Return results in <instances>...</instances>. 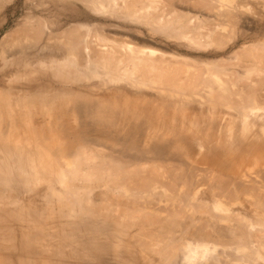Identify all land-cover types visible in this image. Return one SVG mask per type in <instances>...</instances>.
I'll use <instances>...</instances> for the list:
<instances>
[{
    "label": "bare ground",
    "instance_id": "1",
    "mask_svg": "<svg viewBox=\"0 0 264 264\" xmlns=\"http://www.w3.org/2000/svg\"><path fill=\"white\" fill-rule=\"evenodd\" d=\"M1 1L2 0H0V3H1ZM79 1L80 0H78V2ZM87 1L89 3V0H87ZM98 1H101V4H100V2H98V3L103 6V2H102L103 0H98ZM179 1L183 2V0H179ZM82 2L84 3V0H82ZM93 2L95 3V2H97V0L96 1L92 0L90 4H92ZM104 2H106L107 5L110 4L109 1L104 0ZM173 2L174 1H172V3ZM188 2H190V1H188ZM201 2L203 4L205 2L204 6L205 5L208 6L209 5L208 2L211 3L208 6V8L205 7V8H207L206 9L207 15L211 14L213 12L212 7L214 8V6H215L216 9H214V10H216L215 12H217V11L219 12V13L217 12L218 14L216 13L219 16V18L226 20L228 22L229 21H235L234 23H236L237 25L239 24V23H237L238 21H242L244 19L243 17H241L243 15H240L242 12H244L243 10H245V12L246 11L249 12L248 14H250L251 19H249L250 22H248V23H251L250 27L252 25L254 26L253 29L251 28V31H253V30L257 31L259 26L262 25L264 22V0H207V1L201 0ZM201 2L199 4L200 6L202 5ZM88 3H86V0H85V4L90 6ZM168 3H170V2H168ZM195 3H196V1H195ZM95 4H97V3H95ZM175 4H176V2H175ZM184 4H186V2ZM184 4H183V6L185 8ZM100 5H99V7L103 10V8ZM104 5H106V4H104ZM166 5H168V4H166ZM173 5H174V3H173ZM181 5H182V3H181ZM187 5H188V3H187ZM174 6L176 7V5H174ZM174 6H172V8L171 7L170 8L173 9ZM204 6H203V8H198V7L197 8L198 9H204ZM210 6H211V8H210L211 12L209 10ZM104 7H105V10H107V8H106L107 6H104ZM186 7H188V6H186ZM170 8H168V10H170ZM159 10H160V8H159ZM208 10L210 13H208ZM170 11L172 14L173 10H170ZM202 11H205V9ZM240 11H241V13H240ZM198 12L199 13H205V12H201L199 10H198ZM194 14H193V16H194ZM157 15H160V11H159V14H157ZM195 15H197V13ZM207 15L205 17L206 20H207ZM165 16H164V18H165ZM173 16L171 18L177 17V16H174V17ZM179 16H180V14H179ZM182 16H183V14H182ZM187 16H188V20L187 19L186 20H187V22H189V20L191 18L189 15H187ZM204 16H205V14H204ZM196 17L197 16L192 17V18L195 19ZM200 17H203V16L201 15ZM210 17H213V16L210 15ZM215 17H213V19H215ZM154 18H155V16H154ZM158 18H161V17H158ZM171 18H170V21H171ZM219 18L217 17L216 19H219ZM156 19H157V16H156ZM208 19H210L209 15H208ZM216 19L214 21H216ZM221 19H219V20H221ZM38 20H39V18H38ZM160 20L161 19H159V21ZM164 20H166V19H164ZM164 20H163V23L165 22ZM196 20L197 19H195L194 22ZM199 20L201 22L200 18H199ZM206 20H203V21L206 23ZM180 21L181 20L179 19V22ZM190 21L192 22L193 20H190ZM167 22L169 23V24L168 23L167 24L170 26L169 20ZM179 22H177V23H179ZM194 22H193V24L196 25V23H194ZM211 22H213V20H211ZM161 23H162V21H161ZM199 23L197 22V24H199ZM216 23H218V21ZM231 23L232 22H230L228 24L231 25ZM30 24H28V25L33 27L32 29H31V27H29L28 25L25 24V26H28V28L26 27L27 35L25 32L26 36H24V37H27L29 34L30 36L32 35L31 37L33 38V39H30V41H34V38H35V41H36V39H38L37 41H39V39H43V36H45L46 37L45 44L47 47L43 46L44 48L38 51L39 52L38 55H39V57H41L43 54L41 51L45 50V51H47L46 53L49 55L48 58L51 59V61H47V62L43 61V60L34 61L30 64V66L33 68L40 69V70L47 72L48 76H45L46 78L44 77L43 74H36V73H35L36 75L29 74L27 77H26V75H17V74L13 75V74H11L12 72H15L13 70L15 68H14V66H11V67L8 66L10 59L16 58L21 53L20 51L24 47H27L26 44H24L27 42V40L23 36H22L23 38L21 36H19L22 39H20L17 36L18 37L17 41L20 39L19 41L23 45H25L22 48L20 47L22 44L19 45V47H20L19 49H21L20 51H19V49H18V51L15 50V52H14V50H12V46L14 49L18 47V46L16 47V45H15L16 40H14L15 42L14 41L12 42V46L10 44L11 48L10 47L9 48H10L11 52H9V50H8L9 48L7 49V52H4L5 51L4 48H3V50L0 51V52L3 51L5 54H8L7 56L5 55V57L2 58L3 63L1 65V71H0V76H1V79L3 81V82L1 81L2 83H0V234H1V236L4 235L2 237L3 239L1 238L2 241L0 240V243L2 244V245H0V254L3 256V257H1L2 259L0 258L1 259L0 264H13L14 261L16 260L15 259V260L11 261L13 259L12 256L15 257L14 256V255H16L15 253L13 254L12 252H10L11 255L13 254L11 256L9 253L6 254L5 252H7L8 250H10L12 248V240H14L15 237L14 238L12 237L13 238L12 239L11 235L9 237V234L11 233L13 223L15 224V221L17 218H21L18 225H20L21 228L25 229V230H21L24 232H22V235L20 236V238H21L20 239V245L21 246L20 245L19 246L22 248L21 251H25V252H27V254H29V257L21 258L19 260L20 264H36L35 261L29 259L30 256H33L35 259H37V258L39 259V258L46 257L47 255L50 254V252H51V256H53V257L54 256H64L65 255V253H64L65 249H69L71 256L73 258L79 260L78 264H90L91 262L93 263L94 261H97L100 258H104L103 256L106 255L105 254L106 252L113 253L111 256L114 255V256H117L118 258L122 257L121 255L124 254L122 250L124 248H126V250L124 249V252L129 251L131 248L135 249V247H137V244H138L139 248L137 251L135 250V253H136L135 255H139L143 264H177V263H179V264H264V249L262 250L260 248L261 246L259 245L260 247H258V245H257L259 243L261 244V242H259L258 238H257L259 236L254 237V239L257 238V240L253 239L254 235L252 236L254 230H256L257 227H261L260 229H264L263 219L260 220V222L254 223L251 220H249V218H247V219L244 217L242 218V216L240 217V215H238L239 217H237L236 214L233 215L232 209L228 205H226V203L224 204V202H223L224 198L228 199L232 195L235 197L236 194H241L242 196L248 195L250 197V195H252L251 193L254 194L255 192H256V194H257V192L259 193V194H257V196L260 195V197H261V195H262L263 199H264V176H262L261 174H259V176H258V174H255L256 173L255 170H252L255 173H251V172H248V169L242 168V166L240 165L242 162H244V160L242 158L239 161H238V159H236L237 160L236 166L230 167L228 169L230 171H226V172L224 171L226 168H224V169L218 168L217 167L218 165L213 164L212 166H214L215 169L214 170L210 169L209 171L211 172L213 170L212 173L213 174L216 173V174H218V176L216 175L217 177H215V182L213 181L210 184V186L208 184L207 188L208 187L210 188L209 191L213 194V197H215L214 198L215 202L212 201V203L209 204L204 199L199 201L198 196L202 193L203 180L208 179V178H204L208 174H203L204 172L206 173V171H204L206 169V167L204 169V168L198 166L197 163H201L200 161H192L191 158L188 157L189 156L188 154L185 155V154H183V152H180L179 149L177 150L178 146L179 145L181 146L180 142L181 141L184 142V139L185 140H188V139L196 140L199 138H197V137L192 138L193 136L191 137V136L186 135L185 131L176 129V128H178L177 123H175V125L172 124L169 128H167L165 135L159 134V132L155 129V127L153 125L154 116H155L154 112H153L155 110L154 105H152L153 108L151 107V109H149V110H144V108L141 109V108H136V107L131 109L130 108L131 106H129L127 109H119L118 104L114 103L112 105L111 103H107L108 102L107 100H104L101 98H95V96H93L94 94H92V95H90L89 93L85 94V92L83 90H82L83 92L75 91L73 93H69V91L67 90L69 88H67V89L62 88V86H60V84L58 82H61V84H64V83L67 84L68 82H69V84H73V83L75 84V82H77L81 79L80 77L85 75V78H87V77L90 78V75L95 74V72H96V71H94V69H93V71L90 70L91 72L88 71L90 69V67L92 66V64L94 65L95 62H97L92 58V55H91L92 52L90 53V51H89V47H88L89 43H88V45H87V43L84 44L86 39H87L86 37L88 35L86 36L84 34L86 37L81 36L83 39L82 42L77 41L76 40L77 37L75 38L76 41L75 40L72 41L70 39L69 35L67 36V38H65V37L61 38L65 35V32H64V34H62L63 36L60 37V36H58L59 35L58 34L57 35L58 37H57L56 34L54 33V27L50 28L51 25L48 26L45 22L42 25H36L35 27L33 25L37 24L36 22H35V24L33 23V25H30ZM190 24L192 25V23H190ZM163 25H165V23ZM163 25H161L159 27H161V29H163L166 26V29H167L168 26L165 25L164 27H162ZM202 25L205 26V24H203V22H202ZM202 25H201L200 29L202 28ZM207 25L210 26V24H208V23H207ZM222 25H224V24H222ZM184 26L185 25H183L181 27H184ZM217 26H220V24ZM55 27H56V25H55ZM206 27H205V29H207ZM247 27H248V24H247ZM82 28H84V27H82ZM169 28H173L172 25ZM178 28H180V26H178ZM184 28L179 30V33H180V31L186 29V28L185 29ZM191 28H192V26H191ZM176 30H178V29H176ZM199 30L198 31L195 30V31L199 32ZM209 30H211V29H209ZM23 31H25V30H23ZM195 31H193V32H195ZM211 31H213V28ZM193 32L189 33V34L194 35ZM172 34H174V33H172ZM175 34H176V31H175ZM184 34H188V33H184ZM184 34H182V35H184ZM211 34H212V32L210 33V35ZM22 35H24V34H22ZM182 35H179V36H182ZM193 35L191 36L192 38H193ZM196 36H198V35H196ZM45 37H44V39H45ZM207 37H208V39L210 38L209 35L206 36V38ZM79 38H80V36L78 37V39ZM198 38L201 39L200 35ZM198 38H197V41H198ZM28 39H29V36H28ZM22 40L26 41V42L23 43ZM79 40H81V39H79ZM193 40H196V39H193ZM9 42H10V40H9ZM75 42H79L80 44L85 45V47L83 49V54L85 55L83 58L84 61L82 59L80 64L78 63L79 61L76 60L77 59L76 57H78V59L80 58L79 56H76V54L78 55V51H79L77 49L80 47L77 46V44H79V43H75ZM195 43H196V41H195ZM7 44H8V42H7ZM47 44L48 45L52 44V47L51 48H50V46L48 47ZM3 45H2V47H3ZM122 45H124V46H122V47L119 46V48L121 47V50L125 51V53H124V51H123V53L124 54L127 53L128 56L126 57V55H127L126 54L125 55L126 58L124 59V55L122 54V51H121L120 53H121V55H123V57L119 56L117 58L118 61L120 59V61L118 63H120L122 61L121 58H123L124 61L128 59V62H126L125 66H122V68H121V71L123 70V73L121 72L118 75L122 74L124 76V73H126V71L128 73V71H130V70H128L130 65H131L132 69L133 68L135 69V70L133 69V74H134L135 72H137L136 70L140 66L143 67L144 64L145 65L147 64L146 63L147 59H145L146 53H147L146 50H145L146 52H144L143 48L141 49V47H139V49H135L131 45L130 46L129 45L125 46V44H122ZM262 45H263V43H262ZM116 47H118V46H116ZM261 48H263L262 51L264 53V47H262L260 45V50H261ZM25 49H23V50H25ZM151 50H149L148 52H149L150 56L153 57L154 52H153V50L152 51ZM33 53H36V52H33ZM112 53H113V51H112ZM112 53L110 54L111 56H112ZM117 53H118V51H117ZM144 53H145V55H143ZM261 53H259V54H261ZM2 54L3 53H0V56ZM144 56H145V58H144ZM261 56H263V54ZM60 57H62V58L60 59ZM103 57L100 60L102 61L104 59L107 61L106 63L108 64V62H109L108 59H105V57L104 58ZM147 58H149L148 55H147ZM258 58H261V57H258ZM262 58H264V57H262ZM96 59H98V58H96ZM117 59H116V61H117ZM100 60L97 63H100L101 62ZM104 60L102 61L103 62L102 65L99 64L101 67L103 65H104V67H106L105 65H107L104 63ZM152 62L154 63V61H152V60L148 61V64L150 67L149 70H152V69L154 70V68L152 67V66H154ZM257 62H258V60H257ZM257 62H256V64H257ZM20 63H18V64H20ZM115 63H117V62H115ZM151 63H152V66H150ZM262 63H264V62H262ZM117 64H115V65L118 67ZM256 64H254V65H256ZM99 65H98V67H99ZM116 66L115 67L113 66V67L116 68ZM119 66H121V64ZM147 66L148 65H146L145 68H147ZM98 67L96 66V69ZM113 67L109 68V69H111L110 72H112V71L114 72V70H112ZM135 67H137V68H135ZM248 67H246V68H248ZM86 68H88V70H86ZM141 68H139V70ZM145 68L143 67L141 70L144 71ZM241 68H242V66H241ZM81 69L86 70V72L82 71ZM103 69H106V68H103ZM251 70H250L251 71L250 73H253L254 70L253 69H251ZM17 71H19L18 68H16V72ZM145 71H147V69H145ZM245 72H246V70H245ZM38 73H40V72L38 71ZM141 73L143 74V72H141ZM209 73H211V72H209ZM105 74H106V72H105ZM129 74L132 75L130 72H129ZM214 74L215 73L213 72V75ZM205 75H206V73H205ZM210 75L211 74H209V77H210ZM215 75H218L217 71H216ZM13 76L16 77V80L11 81L12 79H10L9 80L10 82H9L7 80V78H11ZM121 76H118L119 77L118 80H121L120 79ZM2 77H5V78H2ZM132 77H134V76H132ZM109 78H111V80L112 79L114 80L113 77L109 76ZM123 78H125V77H123ZM129 78L132 79L130 76H129ZM140 78H142V77L140 76ZM211 78H212V75H211ZM216 78H214V80ZM220 78H222V77H220ZM6 80H7V82H5ZM131 81L133 82V84L136 83L133 80H131ZM131 81H129V82H131ZM209 81L212 82L213 80L211 81V79L209 78ZM139 82H138V84L141 83V82L140 83ZM227 83H229V82H226V84ZM129 84L131 85L132 83H129ZM221 84L219 83V86ZM199 85L200 84H198V86ZM222 85L225 86V82H223ZM222 85L220 87H222ZM180 86H179V88H180ZM205 88H208V87L206 86ZM227 89H228V87H227ZM233 89L236 90V88H233ZM205 90L206 89H204V91ZM223 90H225V87ZM234 90H233V92H234ZM239 90H236V91H239ZM73 91H74V89H73ZM86 91H88V90H86ZM191 91H193V90H191ZM246 91H247V89H246ZM233 92H230L229 95H227V97L230 98L232 96V94L236 93V92L235 93H233ZM206 93H207V91H206ZM220 93H222V96H224L222 90ZM197 94H199V93H197ZM207 94H209V93H207ZM253 94L254 93H252V96L250 94L249 95L251 97H254ZM169 95H171V94H169ZM177 95H179V94H177ZM177 95H176V97H178ZM193 95H194V93H193ZM233 96L229 100L231 102V100H233L234 98L238 99L237 100L238 103H235V105L237 104V106L234 107V110L238 113V118L236 117V119H237V123L239 121L240 127H238V129H235V131H233V133H231L232 130L231 131L228 130V141L230 142L229 145H232L233 146L232 149L234 148L235 151L236 150L241 151V152L243 151L244 152L243 154L252 156V158H253L252 162L253 163H252L251 169H254V167L259 168V166L264 168V124L260 125L257 123V121L260 122V119L262 118V116L260 114L264 113V108L262 107L263 105H260L261 104L260 102H258V103H260V104H258L257 103L258 100H254L251 102L248 99L252 100V98L246 99V97H244V93H241V92H237L235 94L236 97L235 96L233 97ZM245 96H248V95L246 94ZM181 97H182V95H181ZM242 97L245 99L243 100ZM104 98H105V96H104ZM215 98H214V100H215ZM221 99H222V97H221ZM253 99H255V97ZM257 99H259V98H257ZM261 99H263V98H261ZM181 100L183 102L184 99L181 98ZM204 100H206V99L204 98ZM218 100H220V99L218 98ZM223 100H224V97H223ZM237 101H235V102H237ZM217 102H216V104H215V102L213 104H215V106H217ZM220 103H221V100H220ZM262 103H264V102H262ZM168 104H170L169 106L171 107V103L169 102ZM172 106H173V103H172ZM174 106L176 107L177 105L175 104ZM223 106L224 107L226 106V107L231 109V106H228L227 104L226 105L223 104ZM175 107L173 108L174 112L177 111V109H176L177 107L176 108ZM57 108H59V110H61V112L64 116H67L66 121L70 120V119L68 120L69 117L71 118L72 121L70 120L69 122H67L70 125V127L68 126V128L65 127L66 125L64 124V121L63 122H62V120L56 121V123H55L56 129L54 128L53 130H61L62 129L64 131V133H66V135H69V137L73 136L75 139L79 138L81 148H83V147L86 148V147L92 145L91 147H94V148L95 147L98 148L99 146L100 147L103 146V148L105 149L104 146L109 143V146H112L110 149H113V144H110V142L115 141L113 143L115 145L114 146L115 149L117 150L116 152L119 151L118 153L122 154L124 156V158L126 156V158H129V160L131 161V162L126 161L127 162L126 163L125 161L120 160L121 161L120 162L118 160L119 166L117 165V167L118 168L120 167V168L117 170V169H115V167H113L114 165L116 166V164H117V163L115 164L116 161H114V163H113L114 165H113L112 164L113 159H107L109 157L111 158V155H109V154L105 155L104 154L105 156H108L106 159L104 158L105 156L102 155L104 158V159L102 158V163L100 162L99 157H96V160H98L99 163L102 165L97 163V165L99 167L96 164H94L96 166H94V165H91V166H94V171H99L97 169L98 168L100 169V173H101L100 177L102 176L100 181H102V178H103L102 174L106 173L107 171H109V175H107L108 172H107V174L104 175V176H109L107 178V180L110 179L111 177H114V175L116 178V179L111 178L108 181L107 180L103 181L104 185H102V186H104L107 189V191H108V194L106 193L107 196L110 195L108 197H111V195H113V196L120 197V200H122V199H124V200L125 199H130V200L135 199V200H139V201H142V200L148 201L149 199H151L153 201V199H154L157 201L160 200L159 202L163 201L162 199L164 197H166V198L169 197L167 201H170V202H168V204L170 203L169 205H171V206H170V208H168L169 205H167V207L166 206L165 207L168 208V210L169 209L170 210L168 211L165 208L167 211L165 213L164 211H162L163 210L162 209L161 210L162 214H164L166 216L168 214V216H169V213H171V211H172V213L170 214V216L172 214L177 213V212L178 213L182 212L184 215L189 213L188 215L190 216V214H191V216H190V219L188 222H190L191 217L193 218L194 214L200 213L202 215V219L200 218V216H198L196 226H194V224H196V223H194L196 221V219H194L195 221L193 222V224H190V225H193L194 227L189 226L188 225L189 223L186 222L187 219L189 218L188 215H187V219H185L186 223L184 222V220H181V222H178V221H180L178 219V218H180V217H178L180 214L177 216L172 215L173 218L169 217L165 221H161L159 223L157 220L159 218L160 213L158 214V212H154L155 217H153L154 214L151 213L149 216L151 219L148 220V219H145V218H149V217H147V215H149V212H150V211L149 212L146 211L147 206H145L146 208L144 207V208H139V209H138L139 206H137V211H136L135 207H134L135 208L134 212H133L134 208L133 209L131 208L132 209L131 211L133 212V216L135 215L134 214L135 212L137 213L135 215V220L132 219L135 222L131 221L134 224H127V225L123 224L125 221L124 218L126 217V215H125L126 211H129V209H127L126 211L124 210L125 213L120 212L123 210V209L122 210L120 209L119 212L122 213V214L119 213L120 217H117V215H116V217L113 218V216H112V219H115V218L116 219L117 218L123 219L124 220L123 223H120V221L114 222V220H111L109 222H112V223H109L106 226H98L99 228H96V226H95V228H96L95 229L94 226H91V224H90V226H89V224H87L88 226H86L84 223L78 222V221L82 220V219H80V218H83L81 216H79L80 218L78 217L79 219L77 220V222L76 221L73 222L76 215H79L80 213H82L81 210L83 211L84 208L83 209L80 208L81 210H80V213L78 212L79 214L76 212V208L78 207V204H81L80 202H81L82 195L78 194L79 192L77 193L78 195H81V197L79 199L78 198L79 196L76 195L75 192L80 191V189L79 188H73V187L71 188V186L66 185L67 184L66 182L68 181L67 175L72 174L71 176H73V179H74V176L77 177L78 179H80L81 177H84L85 174H88V173H83L81 171L78 172L75 169H72V168H74L73 164L77 165L78 163L81 162V159L79 156L80 154L77 155V156H79V158H78L76 156L77 152L73 151L72 148L69 150H65V151H63L62 149L60 150L59 149L61 147L60 145L58 147V145L56 144L55 145L56 147H55L54 146L55 143L50 144L48 142L49 140L48 141L45 140V139H48V135L46 136L47 138H45V139H43V137H42L44 134L43 130H45L47 125L50 124V123L49 124L47 123L45 118L48 117L49 112L53 113V111L56 110ZM171 108H169V109H171ZM161 110H162V108H161ZM179 111H180V109H179ZM175 114H176V112H175ZM177 114H179L178 111H177ZM181 114H182V112H181ZM116 115H119V118L122 121V124L120 123L121 125L120 124L116 125V122L112 121L114 118H116ZM144 115H145L144 120H145V122L147 121L146 124L140 121ZM162 115H161L162 118L160 117V119H162L163 122L159 120L160 121L159 124H161V122L162 123L165 122L164 125H166V123H168V122H166L167 119L165 121L163 119V116L165 118L166 114H164L163 116ZM211 115H214V114L211 113ZM141 116H142V118H141ZM225 116L226 115L224 114V117ZM210 117L213 118L212 116H210ZM224 117L218 116L216 118L219 121L222 119L224 120L225 119ZM57 118H55V120ZM175 118L176 117H174L173 119H175ZM181 118H182V115H181ZM29 119H38V120L40 119L41 120L39 122V126H40L39 131L40 132L42 131L43 132L42 134H40V135L37 134L38 131L37 130L35 131V128H31V126L26 128L27 127L26 122ZM59 119L60 118H58V120ZM213 119H215V118H213ZM82 120H85L86 123H84V124H87V125L90 124L91 129H92V127L93 128L96 127V130L99 132V134H97L96 137H90V136L88 137L81 129H78V127L81 128V126L83 125ZM214 121L212 120L211 123H214ZM218 121H216V122H218ZM261 121H262V119H261ZM174 122H176V119ZM233 122H235V121H233ZM141 123L143 125H141ZM211 123H210V125H212V127H213L214 124H211ZM74 124H75V126H74ZM37 125H38V123H37ZM161 125H163V124H161ZM176 125H177V127H176ZM183 125H184V123H183ZM183 125L181 127H183ZM257 125H259V126H257ZM218 126L220 127V125H218ZM254 126H255V129H252ZM87 127H89V126H87ZM166 127H167V125H166ZM210 128H208L207 130H209ZM183 129H184V127H183ZM86 130H89V129H86ZM91 131L95 132L94 129H92ZM221 131H223V129ZM36 134H37V136H36ZM88 134H90V133H88ZM206 134L208 135V137L206 136ZM206 134H205V136H203L206 138L203 139V137H202L201 139H202L203 145L206 146V148L209 147V152H212L215 150H220L221 152L223 151V153L225 152L227 155H229V153L231 152L232 149H231V146L228 145V143H227L228 146L226 144L222 145L221 144L222 142H220V141L216 142L215 141L214 135H212L213 133L211 134L212 136L208 133H206ZM38 135H39V137H38ZM166 135H168V136L174 135L172 137L173 141H171L172 138H167L168 140L171 139V140H169V142H167L165 140ZM50 137H52V136H50ZM117 140H121V141H117ZM170 141H171V143H170ZM46 142H48V143H46ZM51 142H52V140H51ZM55 142H56V140H55ZM62 145H64V144H62ZM116 146L118 148H116ZM86 150H87V148H86ZM114 150H112V151H114ZM77 151H78V153L81 152V151H79V148L77 149ZM204 151H205V149H204ZM91 155H90V158H88L86 156L85 157L88 158V160H90L91 157L94 156V155L93 156H91ZM230 155H231V153H230ZM147 157H151L152 159H156V160H164L165 162H167V161H170V162L172 161V163L177 162V164H178V162H180L182 164L179 166L180 170H181V166H185V168L182 167L185 170L182 169L183 172H181L180 170H177V171L174 170V171H170L168 173L164 172L165 174H162L163 175L162 177L161 176H159V177L155 176V178H153L154 176L150 177V178L147 177L148 179H146V181H143L144 186H142V187L140 186L142 183L139 185L141 188H143L141 190H139V187H138V189L137 188L136 189L129 188L130 186L128 187L126 185V183H124L125 181L123 182V180H124L123 174L126 173L127 177H129L128 172L130 170L126 171V169L131 168L136 162L138 163V161L140 162L141 159H144ZM76 158L78 159L77 161H79V162L76 161L77 162L76 163L74 161L75 163H73V160L74 159L76 160ZM94 158H92V159H94ZM118 158H120V157H118ZM83 160H84V162H83ZM88 160H87L88 163H90L92 161V160L91 161H88ZM110 160H111V162H110ZM85 161H86L85 158L82 159L83 165L86 164ZM103 161H107V164H106V162L104 163ZM173 161H176V162H173ZM108 162H110L112 164V166L109 163L111 167H108L106 172H104V169H106L105 166H109ZM132 162H135V163H132ZM122 163L124 164L123 167L120 165ZM161 163H163V162H161ZM80 164H82V163H80ZM80 164H78V166ZM86 165H84V167H86ZM165 165H166V163H165ZM100 166L101 167L104 166L103 167L104 169L103 168L101 169ZM95 167H96V169H95ZM68 168H71L73 170V173L71 171V173L67 174ZM75 168H77V167H75ZM90 168H91L90 169L91 171L89 169H87L88 171H85V172L90 171V173H91L93 171L92 170L93 167H90ZM71 169H68V171L70 172ZM74 171H76V173H79V175L81 177L79 178L78 177L79 175L76 174ZM260 171H261V169H260ZM80 173H82L84 175L82 176V174H80ZM260 173H262V172H260ZM262 174H264V173H262ZM88 176L84 177V178H87V181L89 180ZM97 177H99V176H97ZM156 177L158 179H156ZM99 178L96 180L98 181ZM122 178H123V180H122ZM216 178L218 180H216ZM223 178H224V180H223ZM104 179H105V177H104ZM112 179H113V181L114 180L115 181L113 182ZM136 179H138V178H136ZM70 180H72V178H70ZM70 180L68 182H70ZM85 180L86 179H84V181ZM132 180H133V178H132ZM42 181L48 182L47 183L48 184V190L51 192V194L54 195L53 198L57 199V197H55V196H59L58 200L55 199L58 202L54 203V204L58 203V204H56V206L59 205V207H56V208H59V212H57L58 215L56 214V216L54 215L53 217H50V219H53V218H56V219L52 220L51 222H47L49 220L46 219L44 223L43 222L40 223V222H36V221L42 220V217L45 219V217L44 216L41 217L40 215H38V212L36 213V211L34 214V210L31 208H30V210L27 209L29 215L26 213V210H24V208H22V207L19 208L18 210L17 209H9L10 206L17 204V200H18V202L20 201L18 199V197L21 194L26 193V192H29V193L32 192L34 190L33 187ZM91 181H89V182H91ZM222 182H224V183H222ZM127 183H128V181H127ZM164 183H166V184L167 183L168 184L177 183L179 189L178 188H176L177 190L173 189L176 192H172V194H171V191L169 193V191L166 188L170 185L165 186ZM208 183H210V182H208ZM57 184H61V187L59 186L60 188H62V186L66 187V189H65L66 192H65V190H63L65 193L62 192V193H64L63 195H62V193L59 194L57 192V189H56ZM179 185H181V186L179 187ZM173 187H175V186L173 185ZM67 188H68V190H67ZM85 190H84V188L83 189L81 188V191L83 194L86 192ZM171 190H172V188H171ZM81 191H80V193H81ZM87 191L88 192H94V190H88V189H87ZM99 191H101V190H99ZM103 191H101L102 192L101 194H103V193L105 194V192H103ZM29 193H27V195ZM12 194H19V195L17 196V199H16L13 197ZM65 194H67V196L69 194V197L66 198ZM89 194L90 193H88V195ZM94 194L97 195L96 193H94ZM99 194H100V192H99ZM173 194H175V195H173ZM39 195L41 196L42 194L40 193ZM70 195L72 198L70 197ZM62 196L65 197L66 199L63 198ZM226 196L228 198H226ZM90 197L91 196L87 197V195H86V198L90 199ZM108 197H107V199H108ZM246 197L247 196H245V198ZM101 198H103V197H101ZM254 199H256V198H254ZM51 200H52V196H51ZM65 200L66 201L68 200L67 203L69 202V204L71 205L70 208L68 207L69 205L65 202ZM85 200H87V202H88V199H85ZM113 200H115V199H113ZM113 200H112V202H113ZM151 200H149V201H151ZM99 201H100V199H99ZM139 201H138V203L143 202V201L142 202H139ZM167 201H166V203H167ZM181 201L186 203V205L183 203L185 206L181 203L180 207L184 206L183 208H180L179 204H177V203H180ZM47 202L48 201H46V203ZM83 202H84V200L82 201V203ZM87 202L85 201L86 204H87ZM105 202H108V201H105ZM127 202H126V205H127ZM135 202H137V201H135ZM153 202H155V201H153ZM153 202H149V203H151V205H152ZM171 202L174 206L178 205L177 207H179L180 209L175 206L174 209L176 208L177 210L174 211V209L172 208ZM91 203H93V202L91 201ZM119 203H121V202H119ZM257 203H258V201H257ZM99 204H100V202H99ZM147 204H148V202H147ZM46 205L49 206L50 203L46 204ZM81 205H79V206L82 207ZM143 205H145V204L143 203ZM156 205L158 206L157 203H156ZM48 206H46V207L48 208ZM116 206L119 207V205L117 203H116ZM258 206H261V205H258ZM262 206L264 207V205H262ZM111 207H112V204H111L110 208ZM123 207H124V205H123ZM132 207H133V205H132ZM263 207H260V208L262 209ZM50 208H51L50 211L52 212L53 209H52V207H50ZM256 208H257V206H256ZM117 209H115L116 212H117ZM153 209H154V207H153ZM70 210H72V211H70ZM106 210H107V208H106ZM150 210L152 211V208ZM44 211H47V210L44 209ZM57 211H58V209H57ZM88 211L89 210H87V213H88ZM131 211H129V215H132V214H130ZM259 211H260V209H259ZM113 212H114V210H113ZM262 212H264V210ZM89 213H91V212H89ZM99 213H101V212H99ZM140 213H144L145 215H146V213H148V214L145 216V218L143 217L144 219H142L140 217H137V215ZM45 214H46V212H45ZM97 214H98V212H97ZM162 214H160V215L162 216ZM43 215H44V213H43ZM51 215L52 214L50 213V216ZM81 215L83 216V214H81ZM88 215H89V218H91L90 217L91 215L90 214H88ZM102 216H105V215H102ZM133 216H130V217L133 218ZM156 216H158L157 220H156ZM46 217H48L47 214H46ZM85 217H86V215H85ZM152 217L155 220H152ZM175 217H178V218L176 219ZM233 217H237L238 220L236 218L234 219ZM131 218H129V219H131ZM30 219H32V220H30ZM86 219H88V218H85V220ZM137 219H139V220H137ZM182 219H183V217H182ZM200 219L204 223H200L201 222ZM104 220L105 219H103V221ZM138 221H139V223H138ZM155 221H157V222L154 224ZM234 221H235V224H234ZM56 222H60V224H57ZM131 222L129 221V223H131ZM50 223L55 224L54 225L55 228L60 229V227H61L62 231L61 230L57 231L56 234H54L55 232L53 233L50 231L51 228L50 229H49V227L47 228V226H50L49 225ZM184 223H185V225H184ZM198 223L201 225L203 224L204 227H203V225L201 226ZM34 224H41V225H39V226H41V228L34 229L33 227H31ZM199 226H201V228ZM202 227H203V229H202ZM135 228L137 229L138 233L140 231V233L138 234V238H137L138 240H133L134 235L131 237L129 235V234H131L132 231H134L133 229H135ZM196 228H198V229L200 228V229L198 230ZM192 229H194V231ZM15 230H17V229H15ZM195 230H198V231H195ZM200 230H201V233H199ZM100 233H104L106 239H111V241L108 240L111 243L106 244V245H101L100 244L101 238L99 236V235H101ZM133 233L136 234L135 232H133ZM175 233H177L178 235L181 234L183 238H181V235H180L181 240L179 241V239H178L179 237L177 238V235L176 236L174 235ZM197 233H198V235H197ZM189 234H191V236H192L191 239L189 238V236H190ZM101 237H103V236H101ZM174 237H175V239L177 238V240L173 241ZM187 237L189 239L185 241V239ZM55 238H57L59 240V242L54 243L53 241ZM216 239H218L219 241L221 239V242H222V240L223 241L225 240V241L220 243V242H218V240L216 242L215 241ZM16 240H17V238H15L14 241H16ZM227 241H228V244L224 245L225 242H227ZM255 241H256V244H255ZM133 242L135 244L137 243L136 246L134 245ZM263 242H264V240H263ZM229 247L233 248V251H231V249ZM227 248H229L231 252H227L228 251ZM262 248H264V243L262 245ZM3 251H4V253H3ZM156 255L161 257V259L158 258V259H160L158 263L156 262V260H154V256H156ZM178 261H180V262H178ZM15 262L17 264V261H15ZM64 263L66 264L67 262L64 261ZM68 263H70V262H68ZM18 264H19V262H18ZM43 264H61V263L53 262V260H50V261H44Z\"/></svg>",
    "mask_w": 264,
    "mask_h": 264
},
{
    "label": "rangeland",
    "instance_id": "2",
    "mask_svg": "<svg viewBox=\"0 0 264 264\" xmlns=\"http://www.w3.org/2000/svg\"><path fill=\"white\" fill-rule=\"evenodd\" d=\"M80 1L78 2V0L77 1L76 0H2L1 3H0L1 4L0 5V51L3 50V48H4V50H5L4 52H7V49L9 47L11 48L12 42L14 40H16V44H15L16 47L18 46L15 49L12 46V50H14V52H15V50L18 51V49L20 47L21 48L24 47L25 45H23L19 40L27 35L26 27L28 28V26H29L28 24L31 23L30 25H33V23L35 24V22L37 24L33 25L34 27L36 25H42L45 22L48 26L51 25L50 28L54 27V33L56 34V36L59 34L58 36L61 37V36H63L62 34H64V32H65V35L63 37H61V38H64V37L67 38V36L69 35L70 39L72 41L75 40V38L77 37L76 40L79 41V42L80 41L82 42L83 39H82L81 36H85V35L87 36L88 35L87 37L85 36L87 39H86L85 43L84 42L83 43L84 44L87 43V45L89 43V45H88L89 51H90V53L92 52L91 55H92V58L95 61L98 62L100 59H102L103 56L105 57V59H108V61H109L108 64L106 63L107 61L103 59L104 63L107 64V65H105L106 67H104V65L102 67L106 68V69H103L99 65V64L102 65V63H103L102 61L103 60L102 61L100 60L101 61L100 63H97V62L94 61L95 64L94 65L92 64V66L90 67L89 70H88L89 67L86 68V70H88L89 72L93 71V69H94V71H96L95 74H91L90 75V78L89 77L85 78V75H84V76H82L83 78L80 77L81 79L79 81L75 82V84L74 83L73 84H69V82L67 84L64 83V82H63L64 84H61V82H58L60 84V86H62V88H65V89L69 88V89H67L69 91V93H73L75 91H79V92H83L84 91L85 94H87V93H89L90 95L94 94L93 96H95V98H101V99L107 100L108 101L107 103H111L112 105L114 103L118 104L119 105L118 106L119 109H127L129 106H131L130 107L131 109L136 107V108H141V109L144 108V110H149V109H151L152 105H154V109L155 110L153 112H154L155 116H154L153 125H154L155 129L159 132V134H161V135L164 134L165 135V133L167 131V128H169L172 124L175 125V123H177L178 128H176V129L185 131L186 135L191 136V137L193 136L192 138H196V137L199 138V139H196V140H191V139L185 140L184 139V142L183 141L180 142L181 146L179 145L178 148H177V150L179 149L180 152H183V154H185V155L188 154L189 156L188 155L187 156L190 157L192 161H200L201 163H197L198 166H200V167H202L204 169L206 167V169L204 170V171H206V173L204 172L203 174H208L209 176L206 175V177H204V178H208V179H204L203 180L202 193L198 196L199 197L198 198L199 201L204 199L209 204H211L212 201L215 202V199H214L215 197H213V194L209 191L210 188L209 187L207 188L208 184L210 186V184L213 181L215 182V177L218 176V174H216V173L213 174L212 173L213 170L215 169V167L212 166L213 164L218 165L217 166L218 168H222V169L226 168L224 170L226 172V171H230V170H228L230 167L236 166V161H237L236 159H238V161H239L242 158L244 160V162H242L241 164L239 163L242 166V168L248 169V172H251V173H255L256 172L255 174H258V176H259V174L264 176V174H262V173H264V170H263L264 168L263 167L259 166V168L258 167L255 168L253 166L254 169H251L252 163H253L252 162L253 158H252L251 155L243 154L244 153L243 151L242 152L238 151V150L235 151L234 148L232 149L233 146L229 145L230 142L228 141V130L229 131L232 130L231 133H233V131H235V129H238V127H240L239 126L240 125L239 121L237 123V119H236V117L238 118V113L234 110V107L237 106V104L235 105V103H238V101H237L238 99L234 98L235 99V100L233 99L234 101L231 100V102L232 101L234 102V103L232 102L233 104L229 100L233 95L235 96V94L237 92L244 93V97H246V99L252 98V100L248 99L251 102L254 101V100H258L257 103L260 102L261 104L260 103H258V104L263 105L262 107L264 108V103H262V102H264V96H263L264 95V66H263L264 63H262V62H264V58H262V57H264V53L262 51L263 48H261V50H260V45L262 47H264V35H263L264 34V22H263L262 25L259 26L257 31H255V30L251 31V28L253 29L254 26L252 25L250 27L251 23H248V22H250L249 19H251L250 14H248L249 12H247V11L245 12V10H243L244 12L241 13V11H240L241 14L240 13L239 14L243 15L241 17H243L244 19L242 21H238L237 23H239V24L237 25L236 23H234L235 21H229L228 22L226 20H223V19L219 18V16L217 15L219 12L217 11L218 12L217 13V12H215L216 10H214V9H216L215 6H214V8L212 7V11L214 13L212 12L211 14H208L209 18H210V19H208V15H207L206 9L208 8V6L211 3L208 2L209 5L208 6H206V5L204 6L205 2L203 4L201 2V0L200 1L199 0L198 1L197 0H188L190 2H188L187 0H183V2L182 1L180 2L179 0H105V1H109L110 2V4H108L109 6L107 5L106 2H104V0L102 1L103 2V6L100 5L101 1H98V0H97V2H95L97 4H95L94 2H93L94 4L93 3L90 4L92 0H89V3L86 0V3H88L90 6L85 4V0H84V3L82 2V0H80ZM172 1H174L173 3H174V5H176V7L173 5ZM184 1L186 2V4H184L185 3ZM195 1H196V3H195ZM205 1H207V0H205ZM98 2H100V4ZM168 2H170L171 4L168 3ZM175 2H176V4H175ZM200 2L202 3L201 6L199 5ZM181 3H182V5H181ZM187 3H188V5H187ZM98 4L103 8V10L99 7ZM104 4H106V5H104ZM166 4H168V5H166ZM183 4L185 5V8H184ZM104 6H107L106 7L107 10H105ZM172 6H174L173 9H171ZM186 6H188V7H186ZM203 6H204L205 11H202L204 9H198V8H203ZM211 6L209 7L210 12H211V9H210ZM205 7H207V8H205ZM159 8H160V10H159ZM168 8H170V10H173L172 14L173 15L175 14L174 16H177V17L171 18L173 15L171 14V11L168 10ZM196 8L199 11L205 12V13H199ZM158 10L160 11V15L161 16L157 15V14H159ZM209 10H208V13H210ZM181 13L183 14V16H182ZM194 13L195 14L197 13V15H195ZM179 14H180L181 17L179 16ZM193 14H194V16H193ZM200 14L204 18L200 17L201 16ZM204 14H205V16H204ZM187 15H189V16L191 15L190 16L191 19L190 18L189 19L193 20V21L191 22L189 20V22L192 23V25L189 22H187V20H188V16ZM206 15H207V20L205 19ZM210 15H212L213 17L216 16L215 19L218 17L221 20L216 19V21H214L215 19H213V17H210ZM154 16H155V18H154ZM156 16H157V19H156ZM164 16H165V18H164ZM195 16H197L195 19L198 20V21L196 20L198 23L200 22L199 18L201 19V22L199 24H197L196 21L194 22L195 19L192 18V17H195ZM158 17H161V18H158ZM162 17L164 19H166V20H164ZM38 18H39V20H38ZM170 18H171V21H170ZM159 19H161V20L159 21ZM179 19L181 20L180 22H179ZM163 20L165 21L164 22L165 25L168 26L167 29H166V26L163 25L164 24ZM168 20L170 22V26L172 25V27L175 30L173 28H169L170 26L168 25L169 24L167 22ZM203 20H206V23ZM211 20H213V22H211ZM161 21H162V23H161ZM217 21H218V23H216ZM177 22H179V23H177ZM193 22L196 23V25L193 24ZM202 22H203V24H205V26L202 25ZM227 22L228 23L232 22V23L230 25ZM207 23L210 24V26L207 25ZM25 24L28 25V26H25ZM219 24H220V26H217ZM222 24H224L225 26L222 25ZM247 24H248V27H247ZM55 25H56V27H55ZM161 25H163L162 27H164V26L165 27L163 29H161V27H159ZM183 25H185L184 27L186 29L184 27H181ZM201 25H202V28L200 29ZM178 26H180V28H178ZM191 26H192V28H191ZM29 27H31V26H29ZM82 27H84V28H82ZM205 27L207 29H205ZM32 28L33 27H31V29ZM183 28L185 30L180 31V33H179V30H181ZM212 28H213V31H211ZM176 29H178V30H176ZM209 29H211V30H209ZM23 30H25V31H23ZM195 30L196 31L199 30V32H196ZM175 31H176V34H175ZM193 31H195V32H193ZM20 32L22 34H24V35H22ZM25 32H26V35H25ZM183 32L184 33H188V34H184ZM192 32L194 33L195 36L196 35H198V36L195 37L193 34H189V33H192ZM211 32H212V34L210 35ZM172 33H174V34H172ZM182 34H184V35H182ZM179 35H182V36H179ZM192 35H193V38L191 37ZM199 35H200L201 39L198 38ZM208 35L210 36L209 39H208V37L206 38V36H208ZM17 36L18 37L19 36H21V37L23 36V37L22 38L19 37L20 39L17 41V39H18ZM28 36H29V39H28ZM28 36L24 37V38H26L27 42L22 40L23 43L26 42L24 44H26L27 47L23 48V49H25V48L26 49L25 50L19 49V51L21 50L20 51L21 53L16 58L10 59V62H9L8 66H10V67L14 66V68H15V69H13L15 72H12L11 74H13V75H16V74L17 75H26V77L29 74H31V75L43 74L44 77L48 76L47 72H45L43 70H40V69L33 68V67L30 66V64L32 62H34V61H39V60H43V61H46V62L47 61H51V59L48 58L49 55L46 53L47 51H45V50L41 51L43 53L41 57H39V55H38L39 54V52H38L39 50L43 49L44 47H47L46 44H45L46 37L43 36V39H39V41H37L38 39H36V41H35V38H34V41H30V39H33L31 37L32 35L30 36L28 34ZM79 36H80L79 39H81V40L78 39ZM44 37H45V39H44ZM197 38H198V41H197ZM193 39H196V40H193ZM9 40H10L11 43L9 42ZM195 41H196V43H195ZM7 42H8V44H7ZM79 42H75V43H79ZM121 43L125 44V46H128V45L130 46L131 45L135 49H139V47H141V49L143 48L144 52L147 51L146 58H145V56H144V58L147 59L148 61H151V60L154 61V63L152 62L154 66H152V63L150 64V66H152L154 68V70L152 68H151L152 70H149L150 67H149L148 61L146 60V63H147L146 65H148V66H147V68H145L146 65L143 63L144 64L143 67L145 69H147V71H145V69H144V71L141 70L143 67L140 66L139 68H141V67L142 68L140 70L138 68L136 70L137 72L134 71L135 73L133 74V69L134 68L132 69V67L130 65V67L128 69L130 71H128V73L126 71V73H124V76L122 74H121L122 76L118 75L121 72L123 73V70L121 71V68H122V66H125L126 62H128V59L124 61L123 58H121L122 59V61H121L122 63L121 62L118 63L120 61V59H119V61L117 59L119 56L123 57V55H124V59L128 56L127 53H126L127 55L124 54L125 53L124 50H121V47L124 46ZM262 43H263V45H262ZM10 44H11V46H10ZM2 45H3V47H2ZM19 45H21V46L19 47ZM49 46L51 48L52 44L48 45V47ZM77 46L80 47V48L77 49L79 51H78V55L76 54V56H79L80 58L78 59V57H76L77 58L76 60L79 61L78 63L80 64V62L82 61V59L85 56L83 54V49H84L85 45L79 43V44H77ZM116 46H118V47H116ZM119 46H121V47L119 48ZM10 48L8 49L9 52H11ZM151 49L154 52V56L153 57H151L149 52H148ZM112 51H113V53H112ZM117 51H118V53H117ZM121 51H122L123 55H121V53H120ZM123 51H124V53H123ZM4 52L3 51L0 52V53H3L0 56V71H1V65L3 63L2 58L5 57V55L6 56L8 55V54H5ZM33 52H36V53H33ZM111 53H112V56L110 55ZM259 53H261V54H259ZM262 54H263V56H261ZM125 55H126V57H125ZM143 55H145V53ZM147 55H148L149 58H147ZM258 57H261V58H258ZM61 58L62 57H60V59ZM96 58H98V59H96ZM115 58L117 59V61H116ZM257 60H258V62H257ZM83 61H84V59H83ZM115 62H117L118 64L115 63ZM256 62H257V64H256ZM18 63H20V64H18ZM115 64H117L118 67ZM120 64H121V66H119ZM254 64H256V65H254ZM98 65H99V67H98ZM240 65L242 66V68H241ZM96 66L98 67L97 69H96ZM113 66L114 67L116 66V68H114ZM245 66L246 67L249 66V67L246 68ZM111 67H113L112 70H114V72L113 71L110 72L111 69H109V68H111ZM16 68H18L19 71L16 72ZM135 68H137V67H135ZM249 69L250 70L253 69L254 72L250 73L252 70L250 71ZM81 70L86 72V70H84V69H81ZM245 70H246V72H245ZM38 71L40 73H38ZM148 71L149 72L151 71V72L149 73ZM216 71H217L218 75H215ZM105 72H106V74H105ZM129 72L132 75H130ZM141 72H143V74ZM209 72H211V73H209ZM213 72L215 73L214 75H213ZM205 73H206V75H205ZM208 73L212 75V78H211V75L209 77ZM109 76L113 77L114 80L113 79L111 80V78H109ZM118 76H121L120 77L121 80H118L119 79ZM129 76L132 79H130ZM132 76H134V77H132ZM140 76L142 78H140ZM123 77H125V78H123ZM208 77L211 79V81L213 80L216 84L213 81H212L213 83L210 82ZM220 77H222V78H220ZM2 78H5V77H2ZM214 78H216V79L214 80ZM0 79H1V76H0ZM10 79H12L11 81H14V80H16V77L13 76L11 78H7L8 81ZM7 80L5 82H7ZM128 80L129 81L133 80L137 84L136 83L133 84L132 81L129 82ZM1 81H2V79L0 80V83L3 82V81L2 82ZM138 82L140 84H138ZM223 82H225V86L222 85ZM226 82H229V83L226 84ZM129 83H132V84L130 85ZM219 83L220 84L222 83L221 85H222L223 88L220 87L221 85L219 86ZM198 84H200L201 86L200 85L198 86ZM179 86H180V88H179ZM206 86L208 88H205ZM226 86L228 87V89H227ZM224 87H225V90H223ZM233 88H236V90H239V89L240 90L236 91ZM73 89H74V91H73ZM204 89H206V90L204 91ZM246 89H247V91H246ZM86 90H88V91H86ZM191 90H193V91H191ZM221 90H222L224 96H222V93H220ZM233 90H234V92H233ZM206 91L210 95L207 94ZM230 92H233V93L236 92V93L232 94V96L230 95L231 97L229 96L230 98H228L227 95H229ZM176 93L179 94V95H177ZM193 93H194V95H193ZM197 93H199V94H197ZM245 93L248 96H245L246 95ZM252 93H254L253 95H254L255 99H253L254 97H251ZM169 94H171L172 96L169 95ZM176 95L178 97H176ZM181 95H182V97H181ZM104 96H105V98H104ZM180 97L184 99L183 102H182ZM221 97H222V99H221ZM223 97H224V100H223ZM204 98L206 100H204ZM214 98H215L216 101L214 100ZM218 98L221 100V103H220V100H218ZM257 98H259V99H257ZM261 98H263V99H261ZM244 99L245 98H243V100ZM213 101L215 102V104L218 101L217 102V106H215V104H213L214 103ZM235 101H237V102H235ZM169 102L171 103V107L172 108L169 106L170 105V104H168ZM172 103H173V106H172ZM175 104L177 105L176 106L177 108L174 106ZM223 104L224 105L227 104L228 106H231V109L232 108L233 109L231 110L230 108H228L226 106L224 107ZM174 107L177 109L179 114H177V111H175L176 112V114H175V112L173 110ZM161 108H162V110H161ZM169 108H171V109H169ZM57 109L54 110L53 113L49 112L48 117L45 118L47 123L48 124L50 123V124L47 125L45 130H43L44 134H43L42 137H43V139H45V138H47L46 136L48 135V139H45V140L46 141L49 140L48 142L50 144L51 143H55L54 146L57 144L58 147H59V145H60L61 146L59 148L60 150L62 149L63 151H65V150H69V149L72 148L73 151L77 152L76 156L78 154H80L79 155L80 159H81L80 163H82V164L78 163V164H80L79 166H78V164L77 165L73 164L74 168H72V169H75L78 172L81 171L83 173H88V174H85L84 177L89 175L88 176L89 180L87 181V178L81 177L79 175V173H76V171H74L76 174L79 175L78 177L79 178L81 177L82 179L81 178L78 179L75 176H74V179H73V176H71L72 174L71 175L68 174V173H71V171L73 173V170L71 168H68V169H71L70 172H69L68 169H67V174L69 175V176L67 175V180L69 181L70 178H72V180H70V182L67 181L66 185L67 186H71V188L72 187L73 188H79L80 191H81V188L82 189L84 188V190L86 189L85 190L86 192L84 191L85 192L84 194L82 193V191H81V193H80V191L75 192L76 195H78V194L82 195L81 202H80L82 205L78 204V207L76 208V212L80 213V210H81L80 208H82V209L84 208V209H83V211L81 210L82 213H80V214L78 213L79 215H76V217L73 220V222H75V221L77 222V220L80 218L79 216H81L83 218H80V219H82L84 222L82 220H80L78 222H82L86 226H88L87 224H89V226L91 224V226H94V228H95V226H96V228H99L98 226H106L107 224L112 223V222H109L111 220H114V222L120 221V223H123V221H124L123 219H120V218L119 219L117 218L118 220L116 218L112 219V216H113V218L116 217V215H117V217H120L119 216L120 212L125 213V211L127 209H129V211H131L134 207L136 208V211H137V206H139L138 209L139 208H144L145 206H147V210L146 211L147 212L150 211L149 215H147L148 213H146L147 217H149L151 213L154 214V212H158V214L159 213L162 214V211H164L165 213L167 212L166 209L168 210V208H170V206H171V205H169L170 203L168 204V202H170V201H167L169 197H167V198L164 197L162 199L163 201H161V202H159L160 200L157 201V200H154L153 198L152 199L155 202H153L151 199H149L151 201L142 200L143 201L142 202V201L135 200V199H132V200H130V199H125V200L122 199V200H120V197L113 196V195H111V197H108L110 195L107 196V194H108L107 189L104 186H102V185H104L103 181L107 180V178L109 177V176H104L105 174H107V172H108L107 175H109V171L106 172L107 168L111 167L112 164L114 163V161H116L115 164L116 163L117 164H116V166L113 164L114 165L113 167H115V169L118 170L120 168V167L119 168L117 167V165L119 166L118 160L119 161L120 160L121 161H125V162L126 161L127 162H131V161L129 160V158H126V156L124 158V156L122 154L118 153L119 151L116 152L117 150L115 149V147H114L115 145L113 143L115 141L110 142V144H113V149H110L112 146H109V143H108L107 145L104 146L105 149L103 148V146H101V147L99 146L98 148H96V147L94 148V147H91L92 146L91 145V146L86 147L87 148V150H86V148H84V147L81 148V144L79 142V138L75 139L73 136L69 137V135H66V133H64V131L62 129L61 130H53L55 128V126H56L55 125L56 121H61V120H62V122L64 121V124L66 125L65 126L66 128H68V126L70 127L69 123H67V122H69L71 120V118L69 117L68 120L69 119L70 120L66 121L67 120L66 119L67 116H64L62 114L61 110H59V108H57ZM179 109H180V111H179ZM181 112H182V114H181ZM163 113L166 114L165 118L163 116L164 115ZM211 113H213L214 115H211ZM224 114L226 115L225 117H224ZM161 115L163 116L164 121L167 119V121H166V122H168V123H166L167 127H166V125H164L165 122L162 123L163 121H162V119H160ZM181 115H182V118H181ZM260 115L262 116V118H261L262 121L260 119V122L257 121V123L262 125V124H264V119H263L264 118V113L263 114L261 113ZM210 116H212L216 120L211 118ZM218 116H222L225 119L224 120L222 119V120L218 121L217 118H216ZM57 117L60 118V119L58 120ZM144 117H145V115L143 116V118L141 116L142 119L140 121L146 124L147 121L145 122V120H144L145 118ZM174 117H176L175 118L176 122H174L175 121V119H173ZM55 118H57V119L55 120ZM118 118H119V115H116V118H114L112 120V121L116 122V125L120 124V123L122 124V121L120 120V118L119 119ZM159 120L162 121L161 124H163V125L159 124V122H160ZM212 120L213 121L215 120L214 123H211ZM40 121H41L40 119L39 120L38 119H29L26 122V124H27L26 128L31 126V128H35V131L36 130L38 131V133L37 132L36 133L40 135V134L43 133L42 131L41 132L39 131V129H40L39 122ZM216 121H218V122H216ZM233 121H235V122H233ZM82 122L81 123L83 124L82 125L83 127L82 126H81V128L78 127V129H81L88 137L89 136L90 137H96V135L99 134V132L96 130V127L95 128L92 127V129H94V131L96 130L95 132H92L90 124H88V125L84 124V123H86L85 120H82ZM37 123H38V125H37ZM183 123H184V125H183ZM210 123L214 124V126L212 127V125H210ZM141 125H143V124L141 123ZM177 125H176V127H177ZM182 125H183L184 129H183V127H181ZM218 125H220V127ZM74 126H75V124H74ZM87 126H89V127H87ZM257 126H259V125H257ZM208 128H210V129L207 130ZM86 129H89V130H86ZM222 129H223V131H221ZM252 129H255V126ZM88 133H90V134H88ZM206 133H208L210 135L213 133L212 135H214L215 141L216 142H218V141L222 142L221 143L222 145H225V144L227 145V143H228V145L231 146V149H232L231 152H230L231 155H230V153H229V155H227L225 152L223 153V151L221 152L220 150H215V151L209 152V147L206 148V146L203 145V142H202V139H201L203 136H205ZM37 134H36V136H37ZM39 135H38V137H39ZM50 136H52V137H50ZM173 136L172 135L171 136L166 135L165 136L166 138L164 136L163 137L165 138V140L167 142H169V140H171V139L168 140L167 138H172ZM206 136L208 137L207 134H206ZM205 138L206 137H203V139H205ZM50 139L52 140V142H51ZM55 140H56V142H55ZM121 140H117V141H121ZM171 141H173V138H172ZM171 141H170V143H171ZM48 142H46V143H48ZM62 144H64V145H62ZM78 148H79V151H81L79 153L77 151ZM116 148H118V147L116 146ZM204 149H205V151H204ZM112 150H114V151H112ZM104 154L105 155H107V154L111 155V158L110 157L107 158L108 156H105ZM90 155L91 156L94 155V156L91 157L90 160H88V158H90ZM102 155L105 156L104 157L105 159L106 158L107 159H113V162L111 164L110 163L111 160H110V162H108V164L110 163L111 166H110V164H109V166H105L106 169L103 168L104 166L103 167L100 166V168L101 169L103 168L104 172H106V173L102 172L103 173L102 174L103 178H102V181H100V179L102 177V176L100 177V174H101L100 173V169L98 168L97 170H99V171H94V166H96L97 163L100 164L99 161L96 160V157H99L100 162L102 163V158H103ZM79 156H77V157L79 158ZM85 156L88 157V158H86ZM118 157H120V158H118ZM84 158H85V160H86L85 162L87 164V165L84 164V165H86V167H84V165H83L84 160L82 162V159H84ZM92 158H94V159H92ZM77 160H78L77 158H76V160L74 159L73 163H75ZM87 160L88 161L92 160V161L90 163H88ZM107 161H103V162L104 163L106 162V164H107ZM77 162H79V161H77ZM161 162H163V163H161ZM173 162H176V161H173ZM132 163H135V162H132ZM165 163H166V165H165ZM94 164H96V165H94ZM176 164H177V162L176 163H172V161L171 162L170 161L165 162L164 160H156V159H152L151 157H147V158L141 159L140 162L138 161V163L136 162L131 168H127L126 171L130 170L128 172L129 174L127 173L129 177H127V175L125 173V174H123L124 180H123V178H122V180H123V182L125 181L124 183H126V185L128 187L130 186L129 188H131V189H133V188L136 189L137 188L138 189V187H139V190H141V189H143L141 187L144 186L143 185L144 184L143 181H146V179H148L150 177H153V176H154L153 178H155V176H157V177L161 176L162 177L163 176L162 174H165V173H168V172L174 171V170L175 171L180 170L179 166L182 165V164L180 162H178L177 165ZM91 165H94V166H91ZM100 165H102V164H100ZM120 165L122 167L124 166L123 163L120 164ZM75 167H77V168H75ZM90 167H93L92 170L94 172L93 171L91 172L93 175L90 173V171H91ZM182 167L185 168V166H181V170H180L181 172H183L182 169L185 170ZM87 169H89L90 171L89 172H85V171H88ZM95 169H96V167H95ZM210 169H213V170L210 172L209 171ZM260 169H261V171H260ZM252 170H255V172L252 171ZM260 172H262V173H260ZM80 174H82V173H80ZM83 175L84 174H82V176ZM97 176H99L100 178L97 177ZM104 177H105V179H104ZM157 177H156V179H158ZM83 178L86 179L85 180L86 182L84 181ZM98 178H99V180H98L99 182L96 180ZM111 178H115V175H114V177H111ZM132 178H133V180H132ZM136 178H138V179H136ZM110 179H108V180H110ZM216 180H218V179L216 178ZM223 180H224V178H223ZM89 181H91V182H89ZM112 181H113V179H112ZM127 181H128L129 184L127 183ZM208 182H210V183H208ZM47 183H48L47 181H42V182L38 183L36 186L33 187L34 190L32 192L23 193L24 195L21 194L18 197V199L20 201L18 202V200H17V204H15L13 206H10L9 209H17L18 210L19 208L22 207V208H24V210H26V213L29 215L27 209L30 210V208H31V209L34 210V214H35V211H36V213L38 212V215H40L41 217L42 216L45 217V219L42 217V220L36 221V222H40V223L41 222L44 223L46 219L49 220L47 222H51L52 220L56 219V218L50 219V217H53L54 215L56 216V214L58 215L57 212H59V208H56V207H59V205L56 206V204H58V203H56V204H54V203L58 202L56 200H58L59 196H55V197H57V199L53 198L54 195L51 194V192L48 190V184ZM173 183H170V184L164 183L165 186L170 185V186H168L166 188L169 191V193L171 191V194H172V192H176L173 189L177 190L176 188H178V184L177 183L173 184ZM222 183H224V182H222ZM172 184L175 187H173ZM57 185H56L57 192L59 194L64 192L63 190H65L66 187L62 186V188H60L61 184H57ZM180 186L181 185H179V187ZM171 188H172V190H171ZM87 189L88 190H94V192H88ZM67 190H68V188H67ZM99 190H101V191L104 190L103 192H105V194L106 193L107 194L106 195L104 193L101 194L102 192L99 191ZM65 192H66V190H65ZM87 192L90 193V194L88 195ZM99 192H100V194H99ZM27 193H29V194L27 195ZM40 193L42 194L41 196L39 195ZM64 193H62V195ZM94 193H96L97 195H95ZM251 194L252 195H250V197L248 195H245V196H247L246 198H245L244 195L242 196L241 194H236L235 197L233 195H232L233 197L230 195L231 196V197L229 196L230 198H228L226 196V198H228V199L224 198L223 202H224V204L226 203V205H228L232 209L233 215L236 214L237 217H239L238 215H240V217L242 216V218L243 217L246 218V219L249 218V220H251L254 223L260 222V220H262V219L264 221V215H263L264 212H262L264 210L263 209L264 207L262 206V205H264L263 196L262 195H261V197H260V195L257 196V194H259L258 192H257V194H256V192L254 194L253 193H251ZM12 195H13L14 198L17 199V196L19 194H12ZM81 195H78L79 199H80ZM86 195H87V197L91 196L92 198L91 197H90V199L86 198ZM173 195H175V194H173ZM51 196H52V200H51ZM65 197L68 198L69 194H68V196H67V194H65ZM65 197H63V198H65ZM70 197H71V195H70ZM101 197H103V198H101ZM107 197H108V199H107ZM254 198H256V199H254ZM85 199H88V202ZM99 199H100V201H99ZM113 199H115V200H113ZM83 200H84V202L82 203ZM112 200H113V202H112ZM46 201H48V202L46 203ZM67 201L65 200L66 203H67ZM85 201L87 202V204L85 203ZM91 201L93 203H91ZM105 201H108V202H105ZM135 201H137V202H135ZM138 201L142 202V203H138ZM166 201H167V203H166ZM257 201H258V203H257ZM99 202H100V204H99ZM115 202L119 205L120 208L118 206H116ZM119 202H121V203H119ZM126 202H127V205H126ZM147 202H148V204H147ZM149 202H153V204L151 205V203H149ZM49 203H50L49 206L46 205V204H49ZM143 203L145 205H143ZM156 203L158 204V206L156 205ZM181 203L183 204L184 202L181 201L180 203H177V204H179V207H180ZM67 204L69 205L68 207L70 208L71 205L69 204V202ZM111 204H112V207L110 208ZM171 204H172V202H171ZM184 204L186 205V203H184ZM257 204L261 205V206H258ZM79 205H81L82 207H80ZM123 205H124V207H123ZM132 205H133V207H132ZM167 205H169L168 208H166ZM255 205L257 206V208H256ZM46 206H48V208ZM175 206L172 204V208L173 209H174ZM50 207H52V209H53L52 212L53 213L50 211V209H51ZM153 207H154V209H153ZM179 207H177V208H179ZM183 207L181 206L180 208H183ZM260 207H263V208L261 209ZM106 208H107L108 211L106 210ZM135 208H134L133 212L135 211ZM151 208H152L153 212L150 210ZM44 209L47 210V211H44ZM57 209H58V211H57ZM115 209H117L118 213L116 212ZM120 209L121 210L123 209V210L119 212ZM259 209H260V211H259ZM87 210H89L88 213H87ZM113 210H114L115 213L113 212ZM176 210L177 209L175 208L174 211H176ZM70 211H72V210H70ZM129 211H126V214H125L126 217L124 218L125 221L123 223L124 225L134 224L133 222H135L134 221L135 220V215L137 213L135 212L134 213L135 215L133 216V212L131 211L132 213L130 212V214H132V215H129ZM42 212L44 213V215H43ZM45 212H46L48 217H46ZM49 212L52 214L51 216H50ZM89 212H91V213H89ZM97 212H98V214H97ZM99 212H101V213H99ZM122 213H120V214H122ZM171 213H172V211H171ZM171 213H169V216H168V214H167V216L164 215V214H162V216H161L159 214V218L157 220L158 216H156V220L160 223L161 221H165L167 218L172 217V215L177 216V215L180 214L178 216L180 218H178V217H175V218L176 219L178 218L180 220L178 222H181V220H184V222H185V219H187V215L189 214L188 213V214L184 215L182 212H180V213L177 212L178 214L175 213V214H172L170 216ZM81 214H83V216ZM84 214L86 215V217H85ZM88 214L91 215L90 216L91 218H89ZM143 214L144 213H140V214L137 215V217H140V218L144 219L146 215L145 214L143 215ZM102 215H105V216H102ZM130 216H133V218H131ZM190 216H191V214H190ZM190 216L188 215L189 218L187 219L186 222L189 223L188 225L192 226V227L197 225L198 216H200V218L202 219V215L200 213H197V214H194V217L193 218L191 217V221L188 222L189 219H190ZM153 217H155V214H154ZM153 217H152V220H155V219H153ZM182 217H183V219H182ZM237 217H233V218L234 219L236 218L238 220ZM85 218H88V219H86L87 221L85 220ZM129 218H131V219H129ZM20 219L21 218H17L16 219L15 224L13 223L11 233L9 232L10 233L9 237L11 235V238L15 237V238H17V240L14 241L15 240V238H14V240H12V248L10 250H8L7 252H5L6 254L9 253L10 255H11L10 252H12L13 254L15 253L16 254V255H14L15 257L12 256L13 254L11 255L12 258H13L11 261L16 259L15 261H17V264H18V262L20 264L19 260L21 258L29 257V254H27V252H25V251H21L22 248L20 247L21 246L20 245V239H21L20 236L22 235V232H24V231H21V230H25L24 228H21L20 225H18V223L20 222ZM103 219H105V220L103 221ZM132 219H134V220H132ZM139 219H137V220H139ZM145 219L149 220L151 218L149 217V218H145ZM194 219H196V221ZM201 219H200V221H201ZM30 220H32V219H30ZM128 220L130 222L131 221H133V222L129 223ZM157 221H155L154 224ZM193 222L196 223V224H194V226L190 225V224H193ZM56 223L60 224V222H56ZM138 223H139V221H138ZM185 223H184V225H185ZM200 223H204V222L201 221ZM234 224H235V221H234ZM39 225H41V224H34L31 227H33L34 229L41 228V226H39ZM49 225L50 226H47V228L48 227H49V229L51 228L50 231L53 232V233L55 232L54 234H56L57 231L61 230V227H60V229L59 228H55L54 227L55 224H51L50 223ZM199 225H201V224H199ZM201 226H199V227L201 228ZM203 227H204V225H203ZM203 227H202V229H203ZM260 228L261 227H257V229L254 230L253 234L252 233L251 234H252V236L254 235L253 239H254V237H257V236H259L261 238L260 239L259 237H257L258 241L261 242V244L259 243L257 245H258V247L261 246L260 248L263 250L264 248H262V245L264 243L263 242V240H264V229H260ZM15 229H17V230H15ZM196 229H198V228H196ZM133 230L134 231H132L131 234H129V235H130V237L134 235V239L133 240H138L137 238H138V234L140 233V231L138 233L136 228L133 229ZM192 230L194 231V229H192ZM198 230H195V231H198ZM133 232H135V233L137 232V233L134 234ZM104 233H100L101 235H99L100 238H101L100 239V244L101 245H106V244L111 243L110 242L111 239H106ZM199 233H201V230H200ZM174 235L175 236L177 235V238L179 237L178 238L179 241L181 240L180 239V235L181 234L178 235L177 233H175ZM189 235H190L189 238L191 239L192 236H191V234H189ZM197 235H198V233H197ZM0 236H1V234H0ZM3 236L0 237L1 241L3 239L2 238ZM101 236H103V237H101ZM177 238L175 239V237H174L173 241L177 240ZM181 238H183L182 235H181ZM189 238L187 237L185 239V241L188 240ZM257 238L254 239V240H257ZM218 239H216L215 241L217 242ZM108 240H110V241H108ZM224 241L222 240V242H224ZM53 242L56 243V242H59V240L57 238H55ZM218 242L222 243L221 239H220V241L218 240ZM136 244L134 243L135 246H136ZM227 244H228V241L225 242L224 245H227ZM255 244H256V241H255ZM0 245H2V244L0 243ZM138 248H139L138 244H137V247H135V249L131 248L129 251H125L124 252V249L126 250V248H124L122 250L124 254L121 255L122 257H119V258L117 256H114V255H113L114 257L111 256L113 253L106 252L105 253L106 255L103 256L104 258H100L99 260L94 261L93 263L91 262L90 264H143L142 261H141V258L139 257V255H135L136 254L135 250L137 251ZM229 248H227L228 249L227 252L233 251V248H230L231 251H230ZM3 253H4V251H3ZM64 253H65L66 256L64 255V256H54L53 257V256H51V252H50V254L47 255L44 258L35 259L33 256H30L29 259L35 261L36 264H43L44 261H50V260H53V262H57V263H61V264L62 263L65 264L64 261L67 262V263L70 262L68 264H78L79 263L78 259H75V258H73L71 256L69 249H65ZM1 257H3V256L0 254V258ZM158 258L161 259V257L158 256V255L154 256V260H156L157 263L160 260ZM1 259H0V261H1ZM15 261H14L13 264H16ZM178 262H180V261H178ZM177 264H179V263H177Z\"/></svg>",
    "mask_w": 264,
    "mask_h": 264
}]
</instances>
